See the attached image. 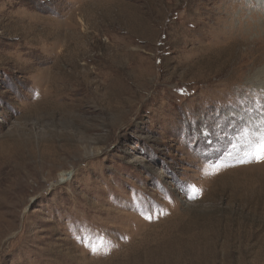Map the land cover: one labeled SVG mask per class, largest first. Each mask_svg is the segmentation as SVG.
Wrapping results in <instances>:
<instances>
[{
	"label": "rangeland",
	"instance_id": "1",
	"mask_svg": "<svg viewBox=\"0 0 264 264\" xmlns=\"http://www.w3.org/2000/svg\"><path fill=\"white\" fill-rule=\"evenodd\" d=\"M262 144L264 0H0V264H264Z\"/></svg>",
	"mask_w": 264,
	"mask_h": 264
},
{
	"label": "snow or ice",
	"instance_id": "2",
	"mask_svg": "<svg viewBox=\"0 0 264 264\" xmlns=\"http://www.w3.org/2000/svg\"><path fill=\"white\" fill-rule=\"evenodd\" d=\"M258 158H259V160L264 161V144L261 145V150L258 154ZM148 219H151V216H149ZM92 251L95 252L96 249L93 248Z\"/></svg>",
	"mask_w": 264,
	"mask_h": 264
}]
</instances>
